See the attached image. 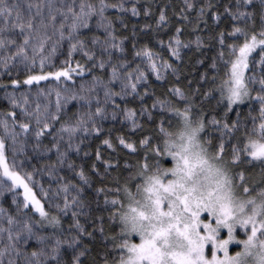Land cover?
I'll list each match as a JSON object with an SVG mask.
<instances>
[{"label": "snow or ice", "instance_id": "obj_1", "mask_svg": "<svg viewBox=\"0 0 264 264\" xmlns=\"http://www.w3.org/2000/svg\"><path fill=\"white\" fill-rule=\"evenodd\" d=\"M259 3L262 9L259 30L255 25V12L249 10L254 5V0H237L236 11L229 14L233 20L243 21V26L234 27L229 33L234 41L227 45L224 44L221 33L222 50L219 55L221 58L224 57L223 47L229 48L230 53L228 59H222L226 66L225 74L216 89L219 94L217 103L223 104V115L219 118L216 114L207 113L203 107H198L192 95L180 88L173 87L171 93L163 98L156 96L148 84L149 70L155 74L157 81L163 79L162 71L172 68L174 75L178 71L171 64L164 62L159 53L147 47L137 49L136 44H133V56L138 58L139 62L133 61L134 66L130 67L129 62L122 58L125 52L123 41H117V37L113 35L114 25L105 15L109 8L127 11L122 4H109L105 0H100L99 5H96L84 0L78 5V10L77 6L73 5L68 6L67 11L60 12L62 20L59 24L57 43L67 40L70 44L69 55L79 51L93 61L91 67L98 68L106 74L110 70L107 79L100 76L93 78L94 86L90 93L94 95L79 98L89 109L85 114L87 118L81 116L74 124L61 125L60 133L67 134V149H73V137L78 133L84 135L100 133L102 127L97 117L103 121L110 115L115 120L118 114H122L133 131L142 127L138 123L140 120L146 119L150 122L158 120L161 124L158 138L149 137L141 141V146L144 147V154L141 156L143 163L138 161L135 165H125L129 169L135 167V172L131 173L134 183L115 186L116 192L122 193L120 199L110 201L116 209L110 220L116 221L119 225L117 235L110 237L116 258L114 260L106 258L105 264H264V0H259ZM33 7L36 8L35 14L26 18L21 13L18 0L16 3L0 0V19L10 30H18L23 39V43L16 47V56L20 57L21 62L35 64L36 56L39 55L40 67L43 69L46 59L43 55L44 46L51 37L38 38L35 44L32 43L36 33V17L41 16L40 5L32 3L27 5L29 11ZM48 7L51 8L52 5ZM131 11L133 15L138 14L135 7ZM94 16L99 17L97 27H103L107 35V39L103 41L97 36L89 39L82 35L81 30L90 27ZM49 18L52 21L51 26L55 29L56 15L50 14ZM160 21H165L163 14L160 15ZM40 27L47 29L49 25L41 19ZM65 28L68 29L67 34ZM3 30L0 29V32ZM179 31L178 29L177 32ZM159 43L163 47V42ZM89 44L100 46L99 59H96V53L88 47ZM187 46L179 39H176L175 46L171 41L168 45L171 48V55L176 59H180L179 49ZM4 47L6 42L0 39V48ZM257 47L261 53L260 76L257 77L255 74L254 60L252 74L246 75L250 67L249 57ZM29 49L33 53L32 56H29ZM117 49L121 53L120 57L113 56V50ZM51 51L55 52L56 49L52 48ZM141 65L145 66L144 70ZM76 70H79L78 74L83 72L77 64L76 69L67 68L54 73L49 72L47 75H31L24 83L30 85L49 77L55 80H60L61 77L70 80L71 73ZM215 79L216 77H213V80ZM140 85L144 87L140 88ZM256 85L258 88L253 94V86ZM71 99L77 97L72 96ZM133 100L140 101L138 111L127 107ZM149 101H152L150 105ZM246 102L253 106L249 108L247 115H243L239 107ZM121 104L124 107H121ZM61 108L60 94L57 93V112ZM39 111L37 108L38 130L35 135L38 138L44 135V130L48 128L46 119L42 122L39 118ZM254 112L256 114H253ZM165 113L171 114L166 117L167 127L163 126ZM230 114L235 115L234 120ZM59 118L58 115L52 117ZM3 123L7 130V121ZM20 127L26 133L29 125L25 123ZM213 133H218L215 136L217 143L214 147H209L212 144ZM64 139L65 137L61 135L60 140ZM53 141L57 146V153L60 154L55 136ZM118 141L132 153L138 151L134 143L125 142L120 137ZM103 143L115 151L108 139H104ZM153 144L155 147H152ZM74 150L79 152V146H75ZM149 152L152 153L151 164ZM63 155L67 156V151ZM99 158L97 152V159ZM254 161L261 165V179L257 183H252L250 187L245 182L244 172L239 165L251 164ZM165 163H171L172 166L166 167ZM69 167L72 165L69 164ZM0 169L2 175L11 181V186H7L8 191L13 187L23 189V201L17 202L13 199L17 207V216L21 208L30 210L31 206L39 213L43 224L54 229L60 226L59 217L50 215L29 187L28 181L31 177L21 176L18 172L10 170L3 140H0ZM80 179L85 184L88 183L83 171L80 172ZM5 187L3 182H0V188ZM72 187L77 189V196L71 197V205L69 188L65 186L63 207L54 202L51 206L66 213L69 207L81 204L79 193L83 189L75 185ZM41 192H44L43 188ZM105 203L109 201L106 200ZM27 215L28 212H25V216ZM72 215L75 217L78 213L73 211ZM0 217L9 225L8 228H0V234L6 233L8 241L4 251L0 252V264H5L3 257L8 254L9 249L16 256L22 255L18 245L27 246L33 238L43 247L40 251H31V259L26 264H49V261L54 264H65L62 254L65 243L68 248L80 243L79 237L74 236L71 242L57 238L54 245L47 244L49 237L38 235L28 219L14 218L8 215L3 207H0ZM77 227L79 232L83 233L82 226ZM225 229L227 239L222 238ZM237 229L243 230L246 238H237ZM133 237H138L139 242H133ZM232 244L242 246L234 255L229 253V245ZM219 253L222 255H218ZM80 255L83 256L84 252ZM7 264L14 262L8 260ZM70 264L84 262L79 256H74Z\"/></svg>", "mask_w": 264, "mask_h": 264}, {"label": "trees", "instance_id": "obj_2", "mask_svg": "<svg viewBox=\"0 0 264 264\" xmlns=\"http://www.w3.org/2000/svg\"><path fill=\"white\" fill-rule=\"evenodd\" d=\"M10 3H16L17 0H9ZM20 10L26 18L35 14L36 8L30 11L27 8L29 3L39 4L41 16L36 17V33L33 36L32 43L35 44L38 38H47L44 46L43 55L46 57L44 67H40V57L36 56L35 64L22 63L20 57L16 56V47L23 43V39L18 30H10L0 19V39L5 40L6 47L0 48V140L5 144V156L10 170L18 172L21 176H30L29 187L32 188L36 197L40 199L46 211L50 215L59 217L61 224L58 228L43 224L41 218L33 210L21 208L17 216V207L13 199L17 202L23 201L22 193L16 188L11 191L7 186L11 182L6 180L0 169V182L6 186L0 188V207L7 210V214L17 219H28L33 224L34 231L38 235L49 237L47 244L55 243L59 238L66 242H71L74 236H78L80 243L74 244L72 248L67 247V243L62 248L63 260L65 264H70L74 256H79L84 264H105L106 258L114 260L115 250L112 247L111 236L117 235L119 225L116 221L110 220V216L116 209L110 203L112 199H120L122 193H117L116 185L124 183H134L131 173L135 172V167L129 169L125 165H135L144 154V147L141 141L145 138H158L160 122L147 121L146 119L138 121L142 127L132 130L129 123L124 120L122 114H118L117 119L113 120L110 115L103 121L97 117L102 130L99 134L89 133L84 135L78 133L73 137V149H67V134L60 133L61 125L74 124L77 119L89 111L85 102L79 99L81 96H90L93 88V78L96 76L107 79V74L95 67H91L93 61L83 56L79 51L69 55L70 44L67 40L57 43L59 38V24L62 20L60 12L67 11L68 6H77L84 0H18ZM87 2L99 5L100 0H87ZM109 4L123 5L127 11L121 12L118 8H109L105 15L109 17L114 25L113 35L117 41H123L125 52L123 59L129 62L133 67V61L139 62L138 58L133 56L132 45L136 44L137 49L147 47L157 52L163 61L171 64L177 71L173 74V69L162 71L163 79L157 81L155 74L149 70V87L155 92L157 97L163 98L169 95L173 87L180 88L186 93H190L197 103L198 107H203L209 114L223 115V104H218L219 94L216 89L219 87L221 78L225 74V65L222 59H228L230 49L223 47L224 57H220L222 45L220 43L221 33H223L224 44H230L234 38L229 35L234 27L243 26V21L233 20L229 13L236 11L237 0H105ZM52 5V7H48ZM137 9V15H133L131 9ZM203 10V11H201ZM255 12L256 29L260 28L261 5L259 0H254V5L249 9ZM50 14L56 15V28L51 24ZM165 16V21H160V15ZM43 19L48 24L47 29H41L40 20ZM99 17L94 16L88 29H82V35L87 38L97 36L101 41L107 39L103 27H97ZM251 27V25H249ZM180 30L177 32V30ZM68 29L65 28V34ZM176 39L182 44L188 45L179 49L180 59L171 55V48L168 47L171 41L175 46ZM15 41V43H7ZM163 42V47L159 43ZM88 47L93 53H96V59H99V45L89 44ZM56 51L52 52L51 49ZM33 53L29 49V56ZM114 57H120L119 50H113ZM9 57H16L10 59ZM107 54L105 53V58ZM261 53L259 47L249 57V71L246 75L252 74L253 60L255 61V74L260 76ZM67 61V63H65ZM160 63V59L157 60ZM79 64L83 69L82 74L79 70L71 73V79L55 80L49 77L47 80L33 82L30 85L24 83L31 75H47L49 72H57L67 68L76 69ZM215 64V67H213ZM144 65H141L144 70ZM213 77H216L213 80ZM18 82V83H15ZM143 88L144 85H140ZM258 85L253 86V94ZM198 89V91H197ZM99 91V89H96ZM57 93L60 94L62 108L59 112L56 109ZM76 96L77 99H71ZM207 96V99L204 97ZM67 100V102H65ZM149 105L152 101L148 102ZM183 103V102H181ZM140 101L133 100L127 107L137 109ZM103 107V105H101ZM253 105L245 103L239 107L243 115L248 114V110ZM121 107H124L121 104ZM37 108H39V118L42 122L48 124L44 130V135L39 138L35 135L38 130ZM95 108L93 101L92 110ZM109 112L111 109L109 108ZM235 111V109H234ZM14 113L15 115H10ZM253 114H256L255 112ZM58 115L59 119H52ZM171 115L165 113L164 125L167 127L166 117ZM231 119H235L234 114H230ZM155 117V113H154ZM85 118H87L85 116ZM8 123V129L4 127V121ZM29 125L28 131L24 133L20 127L21 124ZM175 123V122H173ZM173 130V129H169ZM65 137L60 140V136ZM213 133L212 144L217 143ZM239 135V134H238ZM56 137L60 154L57 153V146L53 141ZM118 137L123 138L125 142H132L136 145L138 151L132 153L129 149L119 144ZM108 139L115 148H109L103 143ZM82 141V142H81ZM151 143V140H150ZM79 146L80 151H75V146ZM152 147H155L153 144ZM67 151V156L63 154ZM99 152V160L97 159ZM84 153H87L85 155ZM151 164L152 153H148ZM170 159V158H169ZM250 159V158H249ZM69 164L72 167H69ZM166 167H171V163H165ZM244 172L245 182L251 187L252 183H257L261 179V165L259 162L239 165ZM83 171L87 177L88 183L85 184L80 179V172ZM73 185L82 188L79 193L81 204L69 207L66 213L60 212L56 207H52V202L63 207L64 192L63 188H69V204L71 197L77 196V189ZM43 188L44 192H41ZM101 189L103 191H101ZM58 194V195H57ZM109 203H105V201ZM76 211L77 216L72 212ZM25 212L28 215L25 216ZM43 224V226H41ZM82 226L83 233H80L78 227ZM9 225L0 217V228H8ZM22 227V225H21ZM89 233L91 235H89ZM6 233L0 234V252L4 251L8 241ZM135 241V240H133ZM22 255L16 256L11 249L3 257L5 264L12 260L14 264H26L31 259V251H40L43 245L36 242L35 238L28 242L27 246L18 245ZM84 252L81 256L80 253ZM49 264L54 262L49 261Z\"/></svg>", "mask_w": 264, "mask_h": 264}, {"label": "rangeland", "instance_id": "obj_3", "mask_svg": "<svg viewBox=\"0 0 264 264\" xmlns=\"http://www.w3.org/2000/svg\"><path fill=\"white\" fill-rule=\"evenodd\" d=\"M1 171H2V169H1ZM4 177V176H3ZM6 180H8L6 177H4ZM9 181V180H8ZM9 182H11V181H9ZM16 189H18V190H20L21 191V193H22V197L24 198V195H23V189L22 188H16ZM38 199V198H37ZM42 203V202H41ZM30 208L33 210V212L36 214V215H38L39 216V213H37V212H35V209L33 208V207H31L30 206ZM205 215H207V214H205ZM40 217V216H39ZM203 218V217H202ZM222 238H224V239H227V230L225 229L223 232H222ZM237 238H246V237H244V235H243V230H241V229H237ZM133 240H135V241H133V242H136V243H138L139 242V238L138 237H133ZM242 248V246H237V245H235V244H232V245H229V253L231 254V255H234L235 254V251H238V250H240ZM218 255H222V253H219Z\"/></svg>", "mask_w": 264, "mask_h": 264}]
</instances>
